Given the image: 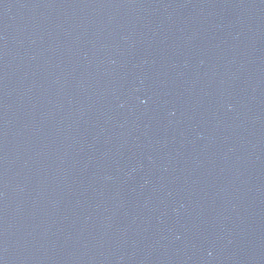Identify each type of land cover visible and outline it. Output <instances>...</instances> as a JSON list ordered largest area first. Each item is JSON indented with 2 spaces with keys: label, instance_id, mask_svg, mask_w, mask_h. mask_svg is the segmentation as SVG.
<instances>
[{
  "label": "water",
  "instance_id": "water-1",
  "mask_svg": "<svg viewBox=\"0 0 264 264\" xmlns=\"http://www.w3.org/2000/svg\"><path fill=\"white\" fill-rule=\"evenodd\" d=\"M0 264H264V0H0Z\"/></svg>",
  "mask_w": 264,
  "mask_h": 264
}]
</instances>
